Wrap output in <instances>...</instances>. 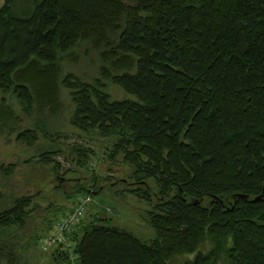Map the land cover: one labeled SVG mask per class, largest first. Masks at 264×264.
Listing matches in <instances>:
<instances>
[{
	"label": "trees",
	"instance_id": "16d2710c",
	"mask_svg": "<svg viewBox=\"0 0 264 264\" xmlns=\"http://www.w3.org/2000/svg\"><path fill=\"white\" fill-rule=\"evenodd\" d=\"M82 43L100 50L90 81L62 72ZM61 87L70 125L111 140L108 157L131 167L122 191L149 205L144 220L154 231L146 242L99 213L87 219L86 208L70 233L77 264H170L186 255L181 264H264V0H2L0 129L28 148L53 141L47 118L61 108ZM11 100L28 125H17ZM42 150L39 163L59 168L50 158L59 150ZM74 150L91 172L93 150ZM16 167L0 172L9 178ZM95 184L62 190L77 197L73 206L51 211L30 241L93 197ZM38 192L0 189V264H21L20 233ZM50 256L69 264L57 248Z\"/></svg>",
	"mask_w": 264,
	"mask_h": 264
},
{
	"label": "rangeland",
	"instance_id": "374dc122",
	"mask_svg": "<svg viewBox=\"0 0 264 264\" xmlns=\"http://www.w3.org/2000/svg\"><path fill=\"white\" fill-rule=\"evenodd\" d=\"M1 3L2 0H0ZM99 52L100 50H96L89 43L78 45L63 60L62 72H70L86 81L98 77L101 64ZM108 87L113 97L122 96L121 92L114 86L108 85ZM59 96L60 110L56 115H48L47 118L48 131L57 134L53 141L42 139L36 147L28 148L16 141L15 130L0 129V165H7L8 163H16L17 165L9 178H5L0 172V189L11 196L31 195L39 190L38 194L32 198V204L29 208L30 219L27 226L20 233L21 264H54L50 256L51 251L40 249V241L34 243L30 239L45 228L46 219L51 211L58 207H64L68 210L73 206L77 197L72 202L66 198L62 190L69 192L75 183L81 181L92 182L96 179L94 189H98L96 194L91 197L90 205L87 207V219L99 213L102 217H109L112 225L131 231L146 242H150L154 237L153 229L144 220L146 210L150 208L149 205L138 196L122 191L124 188L131 187L128 180L131 167L108 157L106 152L113 143L111 140L99 137L94 131L83 132L72 127L69 123V117L73 105L64 87L60 88ZM10 104H13L19 119L17 125L20 127L28 125V120L22 109L12 100ZM51 147L59 150L56 154L50 155V158L60 165L55 170L53 169V162L45 165L38 161V154L43 151L42 149ZM77 147L93 150L94 154L86 161L88 168L92 169L91 172L77 164L79 158L74 150ZM28 161L36 163L28 164ZM54 173L62 188L61 191L52 188L57 184V181L48 179L49 175H52L53 178ZM124 180L127 182H122ZM210 247L211 244L205 242L200 250L207 252ZM190 257L191 255L175 257L170 264H181ZM223 263L224 261L219 264Z\"/></svg>",
	"mask_w": 264,
	"mask_h": 264
},
{
	"label": "built area",
	"instance_id": "2783aa9c",
	"mask_svg": "<svg viewBox=\"0 0 264 264\" xmlns=\"http://www.w3.org/2000/svg\"><path fill=\"white\" fill-rule=\"evenodd\" d=\"M89 196L81 197L73 212H68L55 225L52 232L40 241V249L50 250L58 249L68 255L69 264H77V255L74 251V242L70 237L73 227L83 216L85 209L90 204Z\"/></svg>",
	"mask_w": 264,
	"mask_h": 264
}]
</instances>
